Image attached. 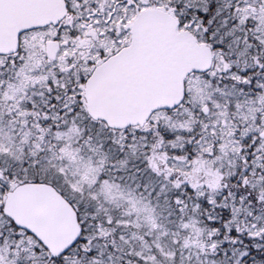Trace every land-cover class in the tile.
I'll return each mask as SVG.
<instances>
[{"label": "snow or ice", "instance_id": "1", "mask_svg": "<svg viewBox=\"0 0 264 264\" xmlns=\"http://www.w3.org/2000/svg\"><path fill=\"white\" fill-rule=\"evenodd\" d=\"M0 264H264V0H0Z\"/></svg>", "mask_w": 264, "mask_h": 264}]
</instances>
